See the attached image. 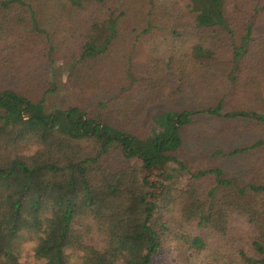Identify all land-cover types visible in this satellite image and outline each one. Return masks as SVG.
I'll use <instances>...</instances> for the list:
<instances>
[{
    "label": "trees",
    "instance_id": "1",
    "mask_svg": "<svg viewBox=\"0 0 264 264\" xmlns=\"http://www.w3.org/2000/svg\"><path fill=\"white\" fill-rule=\"evenodd\" d=\"M37 1L0 0V40L28 24L46 40L48 57L58 52L70 62L69 78L80 81L75 76L81 66L112 55L132 34H160L164 38L151 60L157 69L141 77L139 88L150 96L159 89L168 97L189 95L193 109L161 112L153 119L160 129L139 137L115 120L130 123L145 100L129 98L120 109L114 103L103 117L88 116L77 106L47 113L43 98L32 101L17 90L1 89L0 264H27L21 259L28 242L44 264H161L157 255L166 240L174 242L177 264L189 256L196 264H264V169L257 167L243 186L223 177L220 168L189 172L187 185L150 178L163 161L185 168L173 152L181 143L180 128L194 114L264 123V112L227 107L225 100L234 88L229 85L243 75L250 95L264 99V53L261 34L256 36L264 0H255L244 13L245 33L237 36L234 25L243 13L230 10L228 0ZM221 38L230 40L226 65L215 59ZM180 70L181 85H158L161 74ZM197 73H202L201 91L190 83ZM208 96L213 103L205 101ZM81 139H94L96 149L86 152L75 142ZM262 146L259 139L235 153ZM112 147L129 160L127 166L108 169L99 163ZM209 174L213 181L203 189L199 183Z\"/></svg>",
    "mask_w": 264,
    "mask_h": 264
},
{
    "label": "rangeland",
    "instance_id": "2",
    "mask_svg": "<svg viewBox=\"0 0 264 264\" xmlns=\"http://www.w3.org/2000/svg\"><path fill=\"white\" fill-rule=\"evenodd\" d=\"M37 2L43 3L42 0ZM254 2L255 0H228V5L234 8H229L230 10L235 12V9H242L243 13V16H237V22L234 25L236 36L245 33L244 13L253 7ZM258 30L256 36L261 34L259 47L264 53V22ZM161 37L163 36L160 34L152 37L132 34L127 44L116 49L112 55L101 58L93 66H81L78 70L80 72L75 76L80 77L81 80L77 81L69 78L70 62L60 57L58 52H53L50 57L54 59V62H50L51 58L46 53V40L40 34L30 31L28 24L17 26L13 32L0 40V90H17L32 101L43 98L44 109L47 113L57 109H66L69 106H77L88 116L101 115L102 117L114 103L120 109L121 103L129 98H132L134 103L137 101L135 98L142 99L146 101V104L138 115L134 114L130 123L125 119H118L115 120V125L139 137H145L150 134L153 127L160 129L153 119L161 112L192 108L189 95V99L182 95L168 97L164 91L159 89L150 96L144 87L139 88L141 82H144L141 81V77L143 75L148 77L153 74L152 71L157 69L151 60L156 52L154 46ZM166 37L168 39L170 35L167 34ZM169 43L170 40L164 44ZM216 44L215 59H218V64L226 65L231 58L230 40L221 38ZM181 70L173 76L161 74L160 81L157 80L158 85L173 87L181 85L179 78ZM245 73L250 74L251 71L248 70ZM240 77L229 85L230 88L233 86L234 88L225 98L228 102L227 107H250L264 112V99L261 98L258 101L254 99L247 91L248 87H245L246 76ZM262 77L264 79V75ZM145 82H149L148 79ZM190 83L196 85L201 91L203 88L202 73L191 74ZM263 89L264 82L261 83V92L264 93ZM205 101L213 103L214 97L208 96ZM179 132L181 143L173 154L186 169L174 160L163 161L152 169L151 179L164 181L167 185H187L190 182L189 172L220 168L223 171V177L232 179L238 186H243L258 173L257 167L260 172L264 169V146L235 153L238 149L249 147L257 140L264 139V123L241 117L225 118L197 113L192 116L190 123L180 128ZM75 142L89 153H92L97 146L94 139H81ZM99 163L108 169H119L127 166L129 160L120 157L112 147L102 156ZM207 176L199 183L203 189L209 188L213 181V174ZM170 219L171 217H166V221ZM237 223L243 229L242 219H239ZM168 226L171 228L169 222ZM84 228V225H78V229L82 232ZM188 230L192 233L201 231L192 227H188ZM216 240L217 238L214 237L212 242ZM31 244L32 242L26 244L27 249L21 260L27 264H44L43 260L34 256L30 248ZM77 259V255H72L73 262ZM157 260L161 264H177L174 242L164 241ZM185 264H196V262L189 256Z\"/></svg>",
    "mask_w": 264,
    "mask_h": 264
}]
</instances>
